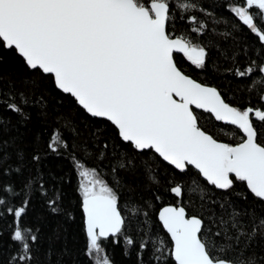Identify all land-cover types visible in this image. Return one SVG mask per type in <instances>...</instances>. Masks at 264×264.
<instances>
[{"label": "snow or ice", "instance_id": "1", "mask_svg": "<svg viewBox=\"0 0 264 264\" xmlns=\"http://www.w3.org/2000/svg\"><path fill=\"white\" fill-rule=\"evenodd\" d=\"M197 10L203 9L196 0H0V50L17 56L29 73L23 82L29 94L15 91L10 83L7 91L0 90V106L25 123L30 119L25 108L38 106L49 126L47 103L34 91L43 81L69 98L89 120L104 122L103 128L110 129L111 138L124 147L120 154L110 152L114 146L101 142L99 127L93 132L92 149L75 143V122L63 115L53 118V130L43 145L44 155L65 156L72 162L78 177L85 255L92 264H112L102 243L109 238L114 243L122 238L127 248L138 246L137 264H145V252L152 264H264V257L256 254V248H264V143L259 142L264 139V81L253 79L248 87L259 106L240 107L226 101L216 87L181 70V58L201 71L212 62L208 24L188 15ZM229 10L238 21L234 29L246 27L258 38L262 47L254 55L262 62L257 65L256 59H250L241 66L235 55L217 48L224 60L231 61L223 71L238 79L254 77L257 68L264 74V0H234ZM177 19L190 26L184 34L170 30ZM191 34L200 41L194 42ZM195 110L230 126L222 131L239 135V142L218 141L199 125ZM69 126L75 133L72 142L64 135ZM3 127L6 124L0 120ZM8 147V141H0V174L5 176L20 173L24 163L23 152L17 150L18 166L13 167ZM41 150L37 143L33 162L39 163ZM91 160L97 162L95 167L89 166ZM104 161H108L111 184L101 167ZM157 169L171 173L166 185ZM140 171L146 187L155 190L156 200L164 188L181 202L158 211L170 248L158 234L153 235L149 212L144 210L153 205L147 199L142 204L131 198L121 200L124 188L134 190L137 185L120 174L136 179ZM37 179L30 177L20 192L0 182V206L14 218L15 251L8 264H34L36 259L38 236L23 226L22 218ZM237 182L246 185L254 198L244 210L218 203L209 194L212 189L231 190L239 196ZM39 188L50 212L60 214V193L49 194L42 180ZM21 195L19 206L6 199ZM188 202L199 206L200 213L190 214L184 206ZM217 203L220 212L210 207ZM67 216L71 218V213ZM133 222L137 234H143L139 239L129 234Z\"/></svg>", "mask_w": 264, "mask_h": 264}, {"label": "trees", "instance_id": "2", "mask_svg": "<svg viewBox=\"0 0 264 264\" xmlns=\"http://www.w3.org/2000/svg\"><path fill=\"white\" fill-rule=\"evenodd\" d=\"M200 8L195 13H188V15L195 14L198 20L208 24L209 34L212 36V62L208 65L205 71L195 69L185 59L179 60V66L186 75L192 77L202 84L216 87L221 91L226 101L232 102L234 106L243 107L244 104L250 103L253 106H259L258 97L255 92H249L248 87L251 86L252 80L264 81V74L258 73L254 77L246 79H238L223 71L224 67L228 66L231 61L224 60L216 50L219 48L225 52L226 55H235L237 61L241 66H244L250 59H256L257 65L262 62L261 57L254 55V50L262 46L258 42V38L251 34L246 27L233 28V24H238L237 19L230 12V3L234 0H196ZM190 27L185 20L177 19L175 27L170 28L176 35L184 34V30ZM215 31L212 32L211 30ZM231 33V35H225ZM194 37V42H199L200 38ZM245 51L248 56H245ZM219 69V71L217 70ZM29 73L25 70L23 62L14 54L6 50H0V90L7 91L9 84L17 92H25L29 94V89L26 88L23 82L28 78ZM48 89L46 92L45 89ZM35 97L43 96L47 103L48 125L45 126L44 118L39 115V107H27L25 111L30 114V119L25 123L15 113L8 111L0 106V120L4 121L6 127L0 128V141H8L9 147L7 149L10 160L9 163L16 167L18 161L15 156L17 150H21L24 154V163L20 173H12L11 175L0 174V182L11 184L15 187L17 192H20L22 186L29 180L30 177L38 176L36 182L32 185L30 191V203L26 215L22 218L23 226L33 229L38 236L35 244V261L34 264H92V261L85 255L86 236L83 231L82 211L79 207L80 196L77 190L78 177L72 167V162L65 156H56L54 154L44 155L43 145L48 140L52 132L53 118L58 115L70 116L71 120L75 122L76 133L78 137L75 140L77 144H87L89 149L93 148V132L96 128H101L100 135L102 141H107L113 148L109 151H115L120 154L124 151V147L119 141L113 140L110 129H104V122L91 121L86 115L78 110L69 98L64 97L58 91H54L50 84L40 82V88L35 89ZM33 97V98H35ZM199 116V125L207 132L212 134L220 142L235 145L239 142V135H230L227 131L230 126H224L220 122H215L210 118V114L196 111ZM65 137L72 142L73 133L72 126L64 133ZM259 142L264 143V139ZM41 144V160L39 163L32 161L31 157L34 151V146ZM99 149H96L98 151ZM79 154V153H78ZM131 153H129L130 155ZM96 161L88 162L89 166L95 167ZM135 163L139 166L141 160L136 159ZM104 168L105 178L111 184V176L109 173L108 161L101 164ZM160 173V178L167 184V180L171 177L170 172H165L163 169H157ZM127 183L137 185L134 190L124 188L121 191L122 202L128 199H135L141 204L145 199L148 203L153 205L150 209H144L149 212L150 219L155 229L153 235L158 234L159 237L167 242V246L171 247L170 237L163 230L158 221V211L168 205H176L181 203L171 193L166 192L164 188H160L158 193L161 197L156 200L154 196V189H150L145 185V178L142 171L138 172L136 179H132L124 175ZM176 179H179L178 177ZM43 182L45 189L51 194L53 190L60 193L61 208L60 214H52L45 203V197L41 193L39 184ZM183 182V181H181ZM210 189L212 186H208ZM235 192L240 193L235 195L231 190L225 193L221 190L212 189L209 193L213 200L218 203L231 204L237 211L248 208L253 201L252 195L247 191L246 185L242 186L237 182L235 185ZM247 197L245 200L244 197ZM227 197V199H225ZM11 203L19 206L22 195L20 197L8 198ZM216 205H210L220 212ZM184 206L189 209L190 214L200 213L199 206L193 205L191 202L185 203ZM231 210V209H229ZM123 211V209H122ZM71 213V218L67 213ZM264 214V213H262ZM142 222L144 217L141 216ZM14 228V218L6 211V208L0 206V264H8L9 256L15 251L14 242L11 239ZM133 230L129 233L134 239H139V235L135 231L136 224H132ZM107 255L111 258L112 264H137V247L127 248L123 243L122 238L118 242H113L110 238L107 242L102 241ZM264 245V242H261ZM128 254L126 255L125 252ZM257 256L264 257V248H256ZM145 264H152L149 260V253L144 254Z\"/></svg>", "mask_w": 264, "mask_h": 264}, {"label": "water", "instance_id": "3", "mask_svg": "<svg viewBox=\"0 0 264 264\" xmlns=\"http://www.w3.org/2000/svg\"><path fill=\"white\" fill-rule=\"evenodd\" d=\"M190 77V76H189ZM192 78V77H191ZM195 111H199V112H202L201 110H195ZM110 239V238H109Z\"/></svg>", "mask_w": 264, "mask_h": 264}]
</instances>
